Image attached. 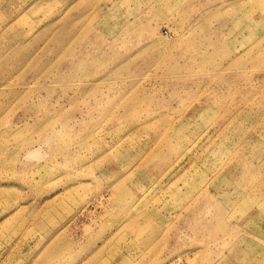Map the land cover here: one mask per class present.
<instances>
[{"label":"rangeland","instance_id":"374dc122","mask_svg":"<svg viewBox=\"0 0 264 264\" xmlns=\"http://www.w3.org/2000/svg\"><path fill=\"white\" fill-rule=\"evenodd\" d=\"M0 264H264V0H0Z\"/></svg>","mask_w":264,"mask_h":264}]
</instances>
